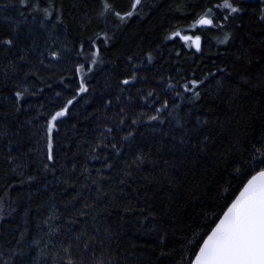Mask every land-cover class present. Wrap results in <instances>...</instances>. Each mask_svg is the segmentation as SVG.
<instances>
[{"label": "trees", "instance_id": "16d2710c", "mask_svg": "<svg viewBox=\"0 0 264 264\" xmlns=\"http://www.w3.org/2000/svg\"><path fill=\"white\" fill-rule=\"evenodd\" d=\"M109 2L121 13L132 10L133 0ZM234 2L242 11L228 20H224L225 11L213 9L215 22L222 23V28L183 33L202 37L201 50L197 52L179 37H165L176 28H185L221 0H144L139 14L123 24L112 15L97 17L100 0H53L64 23L53 28L54 15L51 23L45 21L48 31L38 26V14L36 20L27 10L26 16L18 15V0H0V35H8L13 21L20 22L16 25L20 30L18 46L0 51V195L7 193L15 201L11 206L16 208L10 217L0 221V264H57L52 244L59 248L66 240L65 220L72 214L65 211L69 201L76 208L85 202L95 205L87 218V231L94 233L92 248L83 257L73 249L77 264L81 259L84 264H94L98 259H103L104 264H180L182 256L191 254L184 253L182 245H187L194 232L201 231L212 212L222 213L228 196L225 189L229 193L239 190L234 161L242 163L249 158L252 145L259 146L264 134V21L259 19L262 5L259 0ZM40 7H48V0H41ZM104 32L110 37L106 43ZM50 34L63 52L60 60L44 67L38 62V51L46 47ZM226 35L227 42L220 43ZM97 49L98 62L93 70L87 72L85 68L88 91L76 97L68 115L53 131L55 169L45 172L46 119L75 95L80 84L76 65H87ZM147 53L152 55L151 63ZM20 55L26 59L20 60ZM25 73H29L26 78ZM133 75L135 80L130 79ZM205 78L198 100L191 93H184L182 98L176 95L183 91L180 85L185 81ZM124 79H130V83L122 84ZM169 82L176 87L169 89ZM17 85L21 90L28 88L18 104L14 96ZM149 92L153 93L151 97ZM109 100L111 104H106ZM165 100L169 102L168 109L160 114L164 123L148 121ZM121 108L126 114L124 125H120ZM177 117L182 123L186 121L188 128L196 127L197 118L207 123L190 135L189 144L180 146L171 139L173 133L180 135ZM133 119L141 122L132 126ZM108 128L112 131L107 132ZM128 131L133 132V138L121 141ZM164 132L169 135L164 136ZM205 136L208 140L201 145ZM237 139L239 146L233 143ZM101 140L109 147L93 152ZM111 144L120 148L119 155ZM193 144L197 147L193 148ZM200 147L205 150L200 151ZM137 153L145 154L144 163L131 169V177H124L125 164ZM9 156L25 176L35 179L19 183L21 177L11 171L14 164ZM105 163H112L113 168H105ZM74 164L75 173H70ZM84 168L93 178L96 169H101L111 178L103 181L105 188L115 191L97 201L94 185L92 191L80 187L87 175L82 172ZM122 178L127 183L120 184ZM64 180L75 184L65 185ZM133 204L137 210L124 211ZM149 205L155 219L150 218L142 226L140 219L147 212L140 213L138 209ZM50 206H55L62 216L54 223L65 225L54 237L44 235L48 228L42 223ZM25 208H29L27 217L23 216ZM153 224L155 230L149 233ZM71 228L78 232L81 225ZM25 229L26 236L18 245L16 240ZM207 230L210 229H204L203 234ZM160 231L168 234L164 251L171 250V256L159 255ZM33 239L41 241L39 247L31 243ZM49 239L52 244L45 246ZM9 249H22L25 254L17 252L12 256Z\"/></svg>", "mask_w": 264, "mask_h": 264}, {"label": "snow or ice", "instance_id": "6c2138e0", "mask_svg": "<svg viewBox=\"0 0 264 264\" xmlns=\"http://www.w3.org/2000/svg\"><path fill=\"white\" fill-rule=\"evenodd\" d=\"M41 0H18L19 8L18 15L21 17L26 16L25 10L27 13L32 14L33 19L36 20L37 14L40 19L38 20V26L45 31H48L45 21L49 23L52 22V17L55 15V23L52 24V27L55 28L57 24H63V18L61 15V10L56 9L53 4V0H48V7H40ZM101 9L96 13L97 17H107L108 15L114 16L121 24L126 23L134 15H138L139 11L144 7V0H133L131 9L129 11L121 13L115 9V5L110 3L109 0H100ZM259 3L262 5L260 9L259 19L264 21V0H259ZM219 9L225 11L227 14L224 15V20H228L232 14L239 13L242 9L237 6L234 0H221V3L214 5L211 8L205 9L201 14H199L190 24L185 28H176L171 31L169 36H166V40H172L175 37H179L181 41L188 47H194L197 52L201 50V41L202 37L200 35H191L183 34L185 32H194L197 29H206V28H222V23L215 22V15L213 9ZM9 19V18H5ZM19 21H13L11 30L8 35H0V51L7 52L11 51L13 48L18 46V33L19 28L16 26ZM103 40L105 43L110 39L107 32L102 34ZM228 36L220 43H226ZM46 47L43 50L38 51V62L44 67H50L53 61H58L61 59L63 49L57 45V40L49 35L48 39L45 42ZM92 47H96V41H92ZM83 48V44L81 45ZM33 50H37L36 46L33 45ZM23 49H21V52ZM148 62L151 63L152 55L147 53ZM99 49L92 52L90 61L87 65L78 64L76 65L75 72L80 76V84L75 95L67 100L58 110L49 114L46 119L45 125V134L47 140V151H46V161L43 164V170L45 172L55 169V160L53 148V131L57 128V125L61 122V119L68 115L70 106L76 100V97L81 93L87 92L88 88L85 82V68L87 67V72L93 70V65L98 62ZM20 60H25L24 55H20ZM48 60V63H45V60ZM129 61L132 60V57H128ZM13 67H15L13 65ZM133 67H136L135 65ZM29 73H25L24 77L26 78ZM31 75H36L35 72H32ZM211 75V74H209ZM39 78V77H38ZM131 80H135L136 77L133 75ZM130 79H124L121 81L122 84L128 85ZM207 78L203 80L191 79L185 81L180 87L183 91H177L176 95L178 97H183L184 93H191L192 98L198 100L201 96L200 88L203 87ZM176 85L169 82L168 88L173 89ZM28 93V88L23 87L21 90L20 85H17V90L14 92L15 100L17 104L21 101L22 97ZM57 96H60V93H56ZM152 92L148 93V96L151 97ZM119 99V98H118ZM106 104H111V101H106ZM169 106L168 100H165L160 107L155 109L156 115H151L147 119L148 121H160L164 123L160 118V114L167 110ZM174 107H179V105H174ZM19 111V108H17ZM121 119L120 125L126 123L125 119V110L120 109ZM141 121L139 119H133L131 121L132 126H136ZM207 121H201L199 118L196 120V127L188 128L187 122H181L179 117L176 118L175 124L176 129L180 131V135L172 134L171 139L177 141L180 146H184L190 143V135L197 131V128L202 124H206ZM107 132H111L112 129H106ZM164 136H168V132L163 133ZM130 138H133V132L128 131L127 135L121 137V141H128ZM208 140V137L205 136L203 141H200V144L203 145L205 141ZM233 143L239 146V140H234ZM109 145L104 143L101 140L92 151L95 152L97 148H108ZM193 148H196L197 145L193 144ZM112 150L119 155L120 148L116 144H111ZM203 147H200V151H204ZM229 151H232L230 149ZM240 151H244L243 148ZM91 159H99L97 156H92ZM107 159V157H105ZM10 163L14 164L11 168V171L21 177L19 183L25 184L33 181L35 176H25L19 165H15V161L12 157H8ZM145 154L137 153L134 159L130 163L125 164V169L123 171L124 177H131L133 167L139 168L141 164L144 163ZM51 162V164L49 163ZM227 163V160H225ZM236 167L235 172L239 174V181L237 187L238 191L228 192V189H225V192L228 193V196L224 199V206L222 213L217 214L212 212L211 217L207 218L204 227L201 231L194 232L193 238L187 241V245H182V251L184 253L191 252L190 255H184L181 257L180 264H264V134H262L259 140V146L257 144L252 145V151L249 154V158L243 159L241 161H234ZM77 165H73L70 173H75ZM104 167L107 169H112V163H105ZM258 169V170H256ZM83 173L87 175L84 176L85 183L81 184V188H86L89 191H92V186H95L94 195L97 201L101 197L109 196L110 192H114L115 189H106L103 181L110 180L109 176H105L101 169H96V177L93 178L89 169L84 168ZM251 173V174H249ZM235 178V177H234ZM90 181V183L88 182ZM63 183L68 186L75 184V181L64 180ZM120 184L127 183L125 179L119 181ZM242 185V186H240ZM12 187L11 185L8 186ZM80 195V193H78ZM76 197H73L75 200ZM230 200V203L228 202ZM15 201L8 196L7 193L0 195V221L6 220L7 217H10L16 208L11 205ZM94 204L83 203L81 208H76L72 201H69L65 205V211L71 212L66 220L65 224L68 226L65 229L66 240L61 241L59 248L55 244H52V240L49 239L45 242V246L52 244L54 249L53 259L59 264L60 261H63V264H77V261L73 259V249L76 248L81 256L92 248L90 241L94 239V233L89 234L87 231V218L89 216V210L94 208ZM137 210L135 204L125 207V212H132ZM140 213L147 212V215H143L140 219V224L143 226L145 221L155 219L154 213L151 210V206L148 208H139ZM29 213V208H25L23 216L27 217ZM207 217V213H204ZM62 219L61 214L56 210L55 206H50L49 215L46 219L42 221L43 224L47 225V232L44 233L47 237H54L61 233V229L65 226L62 224L54 223ZM95 219V217H93ZM26 222V221H25ZM79 224L81 225L80 230L77 232L75 229L71 228V225ZM204 229H210L206 231V234H203ZM155 230V224L152 228L148 229V232L151 233ZM27 230L21 231L19 237L16 240V243L19 245L21 241L24 240ZM167 232L160 231L158 235V242L161 246V251L159 255L161 257L172 255V251L165 252L164 246L167 241ZM32 244L39 247L41 241L38 239H33ZM189 246H191L189 248ZM9 252L12 256H15L17 252L20 255H24V250L22 249H9ZM59 258V259H57ZM4 264H10V261H5ZM79 264H84V260L81 259ZM94 264H104L103 259H98L94 261ZM110 264V262H109Z\"/></svg>", "mask_w": 264, "mask_h": 264}, {"label": "rangeland", "instance_id": "374dc122", "mask_svg": "<svg viewBox=\"0 0 264 264\" xmlns=\"http://www.w3.org/2000/svg\"><path fill=\"white\" fill-rule=\"evenodd\" d=\"M199 31H200V32H202V30H201V29H200ZM80 79H81V78H80V76H79V83H80Z\"/></svg>", "mask_w": 264, "mask_h": 264}]
</instances>
